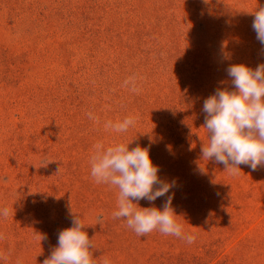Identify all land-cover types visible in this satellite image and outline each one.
Instances as JSON below:
<instances>
[{
	"label": "rangeland",
	"instance_id": "rangeland-1",
	"mask_svg": "<svg viewBox=\"0 0 264 264\" xmlns=\"http://www.w3.org/2000/svg\"><path fill=\"white\" fill-rule=\"evenodd\" d=\"M264 0H0V264H43L76 214L96 264H264V166L201 157L202 111L226 68L264 63ZM135 77L139 92L125 81ZM92 113L96 119H89ZM128 116L126 132L105 129ZM149 149L194 243L113 219L94 145ZM59 169V170H58ZM167 199L140 200L162 210ZM135 203V201H134ZM98 218L100 223H98Z\"/></svg>",
	"mask_w": 264,
	"mask_h": 264
},
{
	"label": "clouds",
	"instance_id": "clouds-1",
	"mask_svg": "<svg viewBox=\"0 0 264 264\" xmlns=\"http://www.w3.org/2000/svg\"><path fill=\"white\" fill-rule=\"evenodd\" d=\"M253 14L252 28L264 50V7ZM226 73L233 89L218 88L203 103V127L209 139L207 144L201 145V157L221 164L225 171L237 175L241 172L240 165L253 171L264 166V63L255 69L245 64H231ZM135 79L130 77L124 83L125 86L131 84V91L138 93ZM87 115L89 119H96L92 113ZM135 122V117L128 116L116 123L108 121L105 129L123 133ZM128 145L121 143L105 148L102 143H97L90 158L91 176L95 182L118 189L113 219H125L127 227L137 236L158 230L164 235L194 243L196 237L184 234L183 226L175 219L178 215L172 208L173 197L168 195L175 181L165 182L158 176L159 166L153 164L148 148L137 145L129 150ZM165 196L162 210L138 206L140 200L154 202ZM0 215L7 217L9 210L0 209ZM85 227L73 214L72 226L59 232L57 246L43 264H96L91 251L94 244ZM103 264H110V261L105 258Z\"/></svg>",
	"mask_w": 264,
	"mask_h": 264
}]
</instances>
